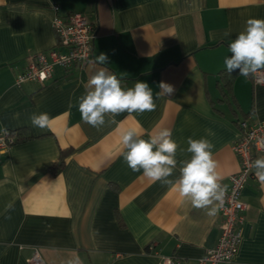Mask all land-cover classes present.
Returning a JSON list of instances; mask_svg holds the SVG:
<instances>
[{"label": "crops", "instance_id": "1", "mask_svg": "<svg viewBox=\"0 0 264 264\" xmlns=\"http://www.w3.org/2000/svg\"><path fill=\"white\" fill-rule=\"evenodd\" d=\"M71 12L94 26L87 67L55 66L45 83L16 86L27 56L57 44L52 17ZM250 18L264 19V0H0V134L26 128L31 135L0 154V264H161L160 256L200 264L219 238V211L209 217L171 186L132 171L121 134L138 128L147 140L171 129L179 145L172 180L190 159L187 139L210 140L228 188L239 170L235 121H264V84L238 75L228 92L217 75ZM101 53L108 58L102 66L127 87L146 82L156 97L165 82L174 92L156 98L155 111L123 112L115 123L106 116L99 129L85 124L78 100ZM41 112L51 118L43 130L29 119ZM241 199V242L227 264H264V182L254 169Z\"/></svg>", "mask_w": 264, "mask_h": 264}, {"label": "clouds", "instance_id": "2", "mask_svg": "<svg viewBox=\"0 0 264 264\" xmlns=\"http://www.w3.org/2000/svg\"><path fill=\"white\" fill-rule=\"evenodd\" d=\"M225 32L224 36H229ZM230 57H225L226 71L231 74L238 71L240 76H250L264 71V19L250 18L246 27L228 45ZM107 56L101 53L92 63L95 65L94 74L85 85V93L79 97L78 110L82 121L99 129L109 117L115 123V117L123 112L144 113L155 111V99L163 95H171L174 87L161 82L160 91L156 97L146 82L137 81L132 87H127L122 80L107 67ZM33 127L46 129L51 122L48 113H33L29 117ZM5 133L7 130H4ZM172 131L163 128L156 131L149 139L141 138L142 131L138 128L125 129L121 134L124 161L134 172L142 170L143 176L149 180L159 181L171 186L178 192L181 199H187L196 209L206 210V215H217L224 203L226 186H222V177L217 171L214 159V144L206 139H187V152L190 159L179 162V177L169 179L177 168L176 153L179 145L172 138ZM264 143V140L260 141ZM255 177L264 182V156L251 162ZM67 264H80L78 258L70 259Z\"/></svg>", "mask_w": 264, "mask_h": 264}, {"label": "built area", "instance_id": "3", "mask_svg": "<svg viewBox=\"0 0 264 264\" xmlns=\"http://www.w3.org/2000/svg\"><path fill=\"white\" fill-rule=\"evenodd\" d=\"M55 13L59 7L53 5ZM53 31L57 36V44L48 54L42 52L27 56L24 68L15 76L14 84L18 87L26 82L43 84L53 76V68L60 66L69 68L87 67L91 60L94 39V26L86 15L81 12H71L66 16L55 14L52 17ZM255 84H264V71L252 74ZM238 136L232 144V150L239 160V170L229 175V187L223 205L219 209L221 216L220 235L214 247L206 250L199 258L200 264H227L235 257L241 242L240 225L244 221L246 204L241 199V191L251 177V162L256 155L264 152V121L240 122ZM12 139L7 132L0 134V154H6ZM151 249V248H150ZM161 264H184L181 260L160 256Z\"/></svg>", "mask_w": 264, "mask_h": 264}, {"label": "trees", "instance_id": "4", "mask_svg": "<svg viewBox=\"0 0 264 264\" xmlns=\"http://www.w3.org/2000/svg\"><path fill=\"white\" fill-rule=\"evenodd\" d=\"M217 75L219 77L221 87L226 88L227 91L230 92L232 88L231 86L233 85V82L239 73L238 71H235L229 74L225 69L220 71ZM240 122L241 121H235L237 126H239L238 124H240ZM7 135L12 139L11 146L17 142L25 141L31 138V135L28 133L26 128L7 130ZM71 152L72 149L61 151L59 160L54 165H52L48 171H50L52 175H57L63 166L65 156L69 155Z\"/></svg>", "mask_w": 264, "mask_h": 264}]
</instances>
